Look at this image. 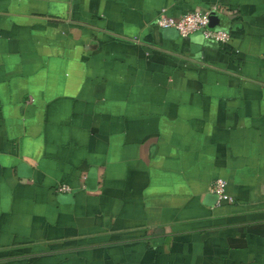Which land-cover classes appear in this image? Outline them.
Segmentation results:
<instances>
[{
  "label": "crops",
  "instance_id": "obj_1",
  "mask_svg": "<svg viewBox=\"0 0 264 264\" xmlns=\"http://www.w3.org/2000/svg\"><path fill=\"white\" fill-rule=\"evenodd\" d=\"M0 264H264V0H0Z\"/></svg>",
  "mask_w": 264,
  "mask_h": 264
},
{
  "label": "built area",
  "instance_id": "obj_2",
  "mask_svg": "<svg viewBox=\"0 0 264 264\" xmlns=\"http://www.w3.org/2000/svg\"><path fill=\"white\" fill-rule=\"evenodd\" d=\"M210 10H188L179 14H168L165 8H162L155 19L159 27L174 28L180 35H188L191 32L200 30L204 36L214 38L215 40L227 44L231 34L228 29L220 27H209ZM58 191H69L70 187L66 183H60L56 186ZM210 190L216 196V202H230L233 197L226 191V180L222 177H215L210 183Z\"/></svg>",
  "mask_w": 264,
  "mask_h": 264
}]
</instances>
